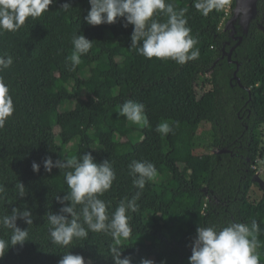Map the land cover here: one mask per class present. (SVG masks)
Wrapping results in <instances>:
<instances>
[{
  "label": "trees",
  "instance_id": "16d2710c",
  "mask_svg": "<svg viewBox=\"0 0 264 264\" xmlns=\"http://www.w3.org/2000/svg\"><path fill=\"white\" fill-rule=\"evenodd\" d=\"M165 2L184 10L198 58L178 64L143 57L130 48L133 26L124 27L123 18L113 24L86 23L89 0H53L40 17H29L15 32L0 33V56L13 59L0 79L14 105L0 128V217L27 208L33 218L31 226L17 220L18 227L28 228V240L23 247L9 248L0 264H59L68 252L88 264H114L109 248L115 241L106 233L89 232L87 239L74 238L64 247L49 236L47 215L64 206L56 196L70 191L64 170L73 169L47 172L42 162L83 153H91L97 163L109 160L116 173L112 187L99 197L109 205V215L120 200L138 191L129 175L133 160L149 161L157 170L141 192L137 210L129 213L132 234L119 245L122 258L130 257L132 264L142 259L189 264L198 226L237 222L251 227L256 221L255 254L264 264V190L258 201L249 199L252 186L258 185L253 167L264 160V0L257 2L245 27L241 17L233 22L234 36L242 40L230 60L237 40L225 26L236 0L206 17L194 8V0ZM153 18L167 21L162 13ZM81 34L92 47L80 64L95 73L85 75L79 65L67 70L72 38ZM129 99L145 106L147 125L118 115ZM121 118L125 125L117 123ZM162 123L171 128L166 135L156 131ZM203 127L207 131L198 133ZM203 141H209L210 153H197ZM33 162L40 164L39 172L32 170ZM19 182L26 188L23 198L15 187ZM10 235V229L0 227V239Z\"/></svg>",
  "mask_w": 264,
  "mask_h": 264
},
{
  "label": "clouds",
  "instance_id": "9594fccd",
  "mask_svg": "<svg viewBox=\"0 0 264 264\" xmlns=\"http://www.w3.org/2000/svg\"><path fill=\"white\" fill-rule=\"evenodd\" d=\"M52 3L53 0H0V33L19 30L29 17H40L49 10ZM89 4L90 10L84 17L88 25L113 24L118 18H123L124 27L133 26L130 48H135L138 54L147 59H171L178 64H184L199 56V50H194L197 41L191 36V29L186 26L184 10L176 11L165 0H89ZM230 4L231 0H194L193 6L206 17L213 10L219 12ZM69 7L68 3L62 5L64 10ZM160 13L167 16L166 22H158L153 18L154 14ZM72 45L73 51L68 58L69 63L66 64L68 71H75L81 63V57L92 47V41L83 34L74 35ZM12 63L10 55L0 56V71ZM144 109L143 104L129 99L120 106L118 115L134 124L147 125ZM13 112L14 105L9 88L0 79V128ZM156 131L166 135L171 128L168 123H162L157 125ZM42 163L47 172H51L54 167L60 170L73 169L65 173V181L70 191L63 197L56 196V200L64 206L59 213L52 212L47 215L51 242L64 247L70 245L74 238L87 239L89 232H103L115 241L109 248L114 264H132L130 257L122 258L124 249L119 245L132 234L129 213L137 210V200L146 183L157 175L154 164L133 160L128 165L132 184L138 191L131 199L120 200L115 211L109 215V205L99 198L112 187L116 179L109 160L97 163L91 153H83L79 158L68 160L53 161L51 157H47ZM32 170L39 172L40 164L33 162ZM15 187L19 198L26 196L23 183L19 182ZM3 192L4 187L0 185V193ZM77 205L80 206L79 209ZM18 219L28 226L33 224L32 213L27 208H13L11 214L0 217V227L11 230L9 239H0V258L9 248L17 245L23 247L28 240V228L18 227ZM258 231L256 221H252L251 227L237 222L219 228L198 226L191 245L189 264H259V257L255 254L258 247L255 234ZM59 264H85V259L81 255L68 252L62 256ZM140 264L154 262L142 259Z\"/></svg>",
  "mask_w": 264,
  "mask_h": 264
},
{
  "label": "rangeland",
  "instance_id": "374dc122",
  "mask_svg": "<svg viewBox=\"0 0 264 264\" xmlns=\"http://www.w3.org/2000/svg\"><path fill=\"white\" fill-rule=\"evenodd\" d=\"M229 18L226 20L228 21ZM48 61V59H47ZM129 65L128 63L125 64V69H128ZM79 69L82 71L83 74H90V73H95V70H88L87 68H85L82 64H79ZM118 124L121 125H125L126 124V120L124 118H121L117 121ZM208 127H203L201 128L198 133L203 132L204 130L207 131ZM197 129H191V132ZM196 131H194L195 133H197ZM262 133H263V137L261 138V147L264 150V127H262ZM188 136L183 135V139L182 140H186ZM209 145V141H203L202 142V147L197 148V153H210L211 149L208 146ZM254 169L256 168V173H255V181L258 185H253L250 192H249V199L250 201H258L263 193L264 190V160L261 159L258 163L257 166L253 167ZM64 172L66 173V170H64ZM65 173H64V177H65ZM63 256V255H62ZM85 264H88L87 262H85Z\"/></svg>",
  "mask_w": 264,
  "mask_h": 264
},
{
  "label": "water",
  "instance_id": "95a60500",
  "mask_svg": "<svg viewBox=\"0 0 264 264\" xmlns=\"http://www.w3.org/2000/svg\"><path fill=\"white\" fill-rule=\"evenodd\" d=\"M259 0H236V6L234 9V13L231 16V18L226 22L225 30H230V35H234V25L233 22L241 17L243 26L245 27L247 22L252 18V16L255 13L256 5ZM237 42L236 44L230 48L228 53V60H230L232 51L236 46H238L242 40L241 36H238L236 38ZM236 74V71L234 72V76Z\"/></svg>",
  "mask_w": 264,
  "mask_h": 264
},
{
  "label": "built area",
  "instance_id": "2783aa9c",
  "mask_svg": "<svg viewBox=\"0 0 264 264\" xmlns=\"http://www.w3.org/2000/svg\"><path fill=\"white\" fill-rule=\"evenodd\" d=\"M228 9H229V8H227V9L225 10V16H226V15H227V13H228Z\"/></svg>",
  "mask_w": 264,
  "mask_h": 264
},
{
  "label": "flooded vegetation",
  "instance_id": "af4514ba",
  "mask_svg": "<svg viewBox=\"0 0 264 264\" xmlns=\"http://www.w3.org/2000/svg\"><path fill=\"white\" fill-rule=\"evenodd\" d=\"M230 19V18H229ZM233 40H235L237 37H235L234 35L231 36Z\"/></svg>",
  "mask_w": 264,
  "mask_h": 264
}]
</instances>
